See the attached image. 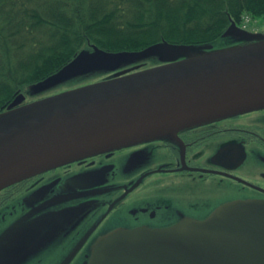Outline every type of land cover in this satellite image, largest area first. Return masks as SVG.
Instances as JSON below:
<instances>
[{
  "label": "water",
  "instance_id": "1",
  "mask_svg": "<svg viewBox=\"0 0 264 264\" xmlns=\"http://www.w3.org/2000/svg\"><path fill=\"white\" fill-rule=\"evenodd\" d=\"M223 37L241 43L214 50L162 42L138 53L95 46L82 51L45 82L56 78L53 87L160 55L164 64L128 69L23 106L24 96L17 97L0 113V190L88 157L177 139L179 131L264 108V34L232 23ZM63 216L55 212L50 219ZM242 225L256 230H240ZM21 232L15 229V235ZM19 239L12 258L48 242L36 230ZM85 264H264V205L227 204L203 220L157 230L114 229L93 242Z\"/></svg>",
  "mask_w": 264,
  "mask_h": 264
},
{
  "label": "flooded vegetation",
  "instance_id": "2",
  "mask_svg": "<svg viewBox=\"0 0 264 264\" xmlns=\"http://www.w3.org/2000/svg\"><path fill=\"white\" fill-rule=\"evenodd\" d=\"M177 138L85 158L1 190L28 184L0 203V264H66L71 255L68 264H85L93 242L114 229L165 228L227 204L264 203V108ZM55 212L64 214L60 221L50 219ZM29 230L48 242L12 258L11 246Z\"/></svg>",
  "mask_w": 264,
  "mask_h": 264
},
{
  "label": "trees",
  "instance_id": "3",
  "mask_svg": "<svg viewBox=\"0 0 264 264\" xmlns=\"http://www.w3.org/2000/svg\"><path fill=\"white\" fill-rule=\"evenodd\" d=\"M244 12L264 17V0H0V82H38L86 42L110 53L163 41L229 45L221 34ZM5 92L0 84V99Z\"/></svg>",
  "mask_w": 264,
  "mask_h": 264
},
{
  "label": "rangeland",
  "instance_id": "4",
  "mask_svg": "<svg viewBox=\"0 0 264 264\" xmlns=\"http://www.w3.org/2000/svg\"><path fill=\"white\" fill-rule=\"evenodd\" d=\"M232 23H234L237 26V28H239L241 30L243 29L244 31L246 30V31L251 32V33H262V34H264V17H255L250 13L244 12L241 14V21L239 24H236L234 21H231V22H229L228 27ZM228 27H226L224 29L222 34H224V32L228 29ZM229 39H231L232 43H234V40L231 37H229ZM163 42H165V41H163ZM159 43H162V42H159ZM159 43H156V44H159ZM240 43L241 42H238L237 44H240ZM168 44L169 45H175V46L177 45V44H170V43H168ZM212 45H214V46H212V50H214L217 48L228 46V43L226 45H223L222 41L217 40ZM92 46H94V45H92V43H88V42L83 44L81 46V48L79 49V51L69 60V62L67 64L71 63L82 51H84V50L92 51L93 50ZM177 46L196 47V46H204V45H177ZM208 46H210V45H208ZM147 48H145V49H147ZM145 49H143V50H145ZM143 50L136 51V52H126V53H138V52H141ZM118 53H121V52H118ZM158 57H161V55L160 56H154V57H151L148 59H143L141 61H138L137 63H132L128 66L120 67L119 69H116L114 71L102 72L100 75H93V74L91 75V73H90V75L86 76L85 78H81V76L76 77L75 79H70L66 82H62V83L55 84V85L53 84V87H51V84L54 83L53 81L56 78H54L50 81H47V82H45V80H47L48 78H50L53 75H55L56 73H58L59 70H57L54 73L49 72L50 74H48L45 78H42V79L40 78V80L38 82H34V83H30V84L26 82V83H23L22 85H19L17 87L14 85L12 78L9 77V75H6L5 78H7V79L5 80V78H4V82H3V80L0 82V84H4V87H6V92L4 94H2V98L0 99V101L6 100L2 103V106H0V113H4L7 110V107L9 105H11L13 103V101L17 97H19L20 95L24 96V101H22V103L20 104V106H23L25 104L36 102V101L44 99L46 97L58 95V94H61V93H64V92H67V91H70V90H73V89H76L79 87H85V86L100 82V81L105 80V79L113 78V75H115L119 72L128 71V69L134 68V69H132V72H136V71H141V70H145L148 68H152V67L164 64V63L158 61ZM137 66H141V67H137ZM0 67L3 70L6 68V65L0 66ZM49 83H51V84H49ZM49 87H51V88H49ZM167 183H169V182H167ZM27 185L28 184H26V185L19 184L17 187H14V189H12L13 191L12 190H9V191L6 190V193L0 194L1 195L0 196V203H2L3 200L8 199V198L12 197L13 195L18 194L19 192H22L23 188L26 187ZM166 190H168L167 186H166ZM168 196H169V194H168Z\"/></svg>",
  "mask_w": 264,
  "mask_h": 264
},
{
  "label": "bare ground",
  "instance_id": "5",
  "mask_svg": "<svg viewBox=\"0 0 264 264\" xmlns=\"http://www.w3.org/2000/svg\"><path fill=\"white\" fill-rule=\"evenodd\" d=\"M9 187H10V186H7V187H5L4 189H7V188H9ZM4 189H2V190H4ZM0 191H1V190H0ZM258 204H260V203H258ZM263 205H264V203H263ZM184 221H197V220H194V219H192V218H185ZM169 226H171V225H168V226H166V227H169ZM166 227H165V228H166ZM239 227H240V226H239ZM145 228H147V227H145ZM240 228H241L240 230H243L244 228H251V229H253V230H256L255 227L247 226V225H242ZM148 229L157 230V229H162V228H148Z\"/></svg>",
  "mask_w": 264,
  "mask_h": 264
}]
</instances>
